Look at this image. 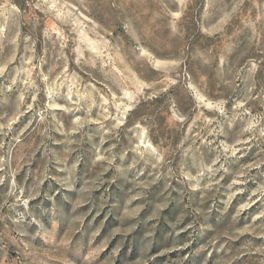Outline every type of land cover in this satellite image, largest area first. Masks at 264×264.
Segmentation results:
<instances>
[{
	"label": "rangeland",
	"instance_id": "rangeland-1",
	"mask_svg": "<svg viewBox=\"0 0 264 264\" xmlns=\"http://www.w3.org/2000/svg\"><path fill=\"white\" fill-rule=\"evenodd\" d=\"M0 264H264V0H0Z\"/></svg>",
	"mask_w": 264,
	"mask_h": 264
}]
</instances>
